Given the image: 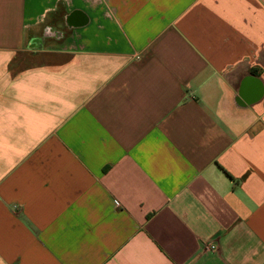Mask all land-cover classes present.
Returning <instances> with one entry per match:
<instances>
[{
	"label": "crops",
	"instance_id": "crops-1",
	"mask_svg": "<svg viewBox=\"0 0 264 264\" xmlns=\"http://www.w3.org/2000/svg\"><path fill=\"white\" fill-rule=\"evenodd\" d=\"M0 264H264V0H0Z\"/></svg>",
	"mask_w": 264,
	"mask_h": 264
},
{
	"label": "built area",
	"instance_id": "built-area-1",
	"mask_svg": "<svg viewBox=\"0 0 264 264\" xmlns=\"http://www.w3.org/2000/svg\"><path fill=\"white\" fill-rule=\"evenodd\" d=\"M214 249H216V246L210 245V244H206V250H214Z\"/></svg>",
	"mask_w": 264,
	"mask_h": 264
}]
</instances>
